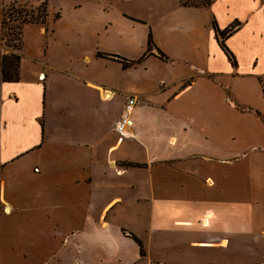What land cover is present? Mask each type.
I'll use <instances>...</instances> for the list:
<instances>
[{"label":"crops","instance_id":"0c3cea01","mask_svg":"<svg viewBox=\"0 0 264 264\" xmlns=\"http://www.w3.org/2000/svg\"><path fill=\"white\" fill-rule=\"evenodd\" d=\"M226 2L207 24L205 8L183 7L192 17L172 27L174 52L155 44L191 71L154 92L47 51L0 82V264H264V0ZM214 19L241 23L226 40L236 66Z\"/></svg>","mask_w":264,"mask_h":264},{"label":"rangeland","instance_id":"374dc122","mask_svg":"<svg viewBox=\"0 0 264 264\" xmlns=\"http://www.w3.org/2000/svg\"><path fill=\"white\" fill-rule=\"evenodd\" d=\"M11 1L13 0H0V8H4L0 21V52L4 54L11 53L12 48L6 44V38H3L2 20L5 19L7 25H16V10L22 6L38 7L45 0H18L23 3ZM179 1L48 0V32L40 25H26L23 29L22 54L26 72H30L31 60L40 59L47 51L48 58L60 67L72 68L75 72L95 77L107 76L111 84L119 85V89L125 91L154 92L163 80L168 85L176 78L187 75L191 71L189 66L177 62L165 63L151 57L143 64L123 70L119 63L97 58L96 53L115 54L137 60L147 50L150 29L158 47L163 51L175 50L171 37L172 27L192 17V12L183 11ZM214 1L221 9L219 17L226 18L225 9L223 10L226 0ZM214 11L213 7L203 9L200 13L201 22L207 24L213 15L217 18ZM57 14H60L58 19ZM203 31L207 34V30ZM236 47L238 48L237 44ZM260 50L261 48L257 51L261 53ZM85 58L91 62H86ZM259 66L264 69V58ZM262 84L264 87V79ZM144 238L147 243L150 241L147 237ZM185 258L187 257H179ZM253 258L243 256L241 262L247 264Z\"/></svg>","mask_w":264,"mask_h":264},{"label":"trees","instance_id":"16d2710c","mask_svg":"<svg viewBox=\"0 0 264 264\" xmlns=\"http://www.w3.org/2000/svg\"><path fill=\"white\" fill-rule=\"evenodd\" d=\"M180 6L187 8H205L210 9L214 4V0H180ZM14 10V9H13ZM18 18L15 21H18L16 25H7L5 19L1 22L3 38H6V44L12 48V52L9 54H4L0 52V82H18L20 79V65L23 59V29L26 25H40L45 27V32H48V0H45L38 7H23L16 10ZM6 16V15H5ZM60 18V14H57L56 19ZM213 32L215 39L225 53L229 61L233 66L237 65L236 59L233 53L229 50L226 45V40L231 37L236 31L241 28V23L239 21H234L225 29H221L216 21L212 22ZM157 54L154 55L153 52ZM151 55H154L158 59L167 62L168 57L156 46L152 32L149 31L147 39V50L143 56L137 60H129L127 58L120 57L115 54H105L101 52L96 53L97 58L104 60H109L117 62L121 65L123 70L129 69L135 65L141 64ZM189 81L185 83L187 85ZM126 167H143L144 165L134 164V163H122ZM133 240L139 245L141 249V255H145V250L142 241L137 237L130 234L129 235Z\"/></svg>","mask_w":264,"mask_h":264},{"label":"built area","instance_id":"2783aa9c","mask_svg":"<svg viewBox=\"0 0 264 264\" xmlns=\"http://www.w3.org/2000/svg\"><path fill=\"white\" fill-rule=\"evenodd\" d=\"M41 78L43 79V76ZM137 103H138L137 98L130 96L128 97V99L124 104V114L116 127V131L119 133L121 137H126L130 135L129 131L132 129L131 115Z\"/></svg>","mask_w":264,"mask_h":264}]
</instances>
